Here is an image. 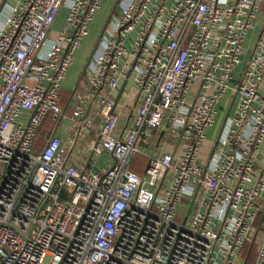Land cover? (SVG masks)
Masks as SVG:
<instances>
[{"label": "built area", "instance_id": "obj_1", "mask_svg": "<svg viewBox=\"0 0 264 264\" xmlns=\"http://www.w3.org/2000/svg\"><path fill=\"white\" fill-rule=\"evenodd\" d=\"M103 1L0 9V264H241L256 234L251 264H264V164L255 165L264 141V0H121L68 115L62 84ZM124 81L135 90L133 109L115 99ZM228 93L213 149L206 132ZM90 109L101 127L88 152L91 160L106 152L107 168L77 166L53 135L33 151L45 120L69 121L75 146L90 130ZM136 155L147 159L141 176L129 169Z\"/></svg>", "mask_w": 264, "mask_h": 264}, {"label": "crops", "instance_id": "obj_2", "mask_svg": "<svg viewBox=\"0 0 264 264\" xmlns=\"http://www.w3.org/2000/svg\"><path fill=\"white\" fill-rule=\"evenodd\" d=\"M4 0H0V6L1 4L3 3ZM18 0H6L5 1V4H7L8 6H12L13 4H15ZM116 1L117 0H113L112 2H108V3H111V5L109 6L110 7V11H109V14L111 15L112 13H115L118 11V5L115 7L116 5ZM121 1V0H120ZM103 4H105V0L103 1ZM103 9V5H102V8L100 9V11H102ZM100 11H98V13L96 14V16L100 13ZM64 15H65V12L64 11H61L60 15L57 17L54 25H53V30L55 32H57L61 26H62V23H63V18H64ZM109 15V16H110ZM95 16V18H96ZM94 18V20H95ZM109 18V17H108ZM108 20V19H107ZM94 22V21H93ZM92 22V23H93ZM92 25V24H91ZM90 25V27H91ZM90 29V28H89ZM101 33V32H100ZM99 33V34H100ZM98 34V36H99ZM98 36L96 38H98ZM97 41V39H96ZM96 41L95 43L93 44V46L90 48V51L87 53V55L85 56L84 58V61H83V67L81 69V73L79 72V75L77 76V78L75 79V76H74V72H71V74H69V71L72 67L69 68L68 70V73H67V76L66 78L64 79L63 81V84H62V97L63 98L64 96H68L69 97V100L71 103H73V91L75 90H79L81 85L85 84L86 83V79H85V66H86V63L88 61V58L96 44ZM77 52V51H76ZM76 55V53H75ZM80 55V54H79ZM73 66V65H72ZM123 83V82H122ZM121 83V84H122ZM74 84V85H73ZM121 84H120V87H121ZM69 85H73L72 87H69ZM64 87H68L70 89H64ZM119 87V89H120ZM118 89V91H119ZM118 91L115 93V99H116V96L118 94ZM65 93H68V94H65ZM229 98V93L226 95V97L221 101V104L219 105V108L223 110V115L224 113H226L227 111V107L229 106L230 102L227 100ZM134 99H135V90L132 89L131 87V84L129 82H126V85H125V88L121 94V97L119 98V102L120 103H124L125 106L129 107V108H132L134 107ZM229 103V104H228ZM70 107H71V104H70ZM72 108V107H71ZM219 109V111H220ZM93 112H94V109H90L88 111V114L90 116V118L92 119V125L90 127V130L89 132L86 134H81L78 139H77V142H76V145L75 146H70V144L67 142V138H69L70 135H74L75 139L77 138L76 137V134L75 133V129L71 128L70 126V123L69 121H64V122H61L58 127L55 126L54 130H50L49 132H51V134L54 136V137H57L58 136L62 139H59L61 142H62V146L66 152V155L68 156V154H70V156L72 157V153L76 150V149H81V145H83V152H82V155L80 156V158L76 159L77 161L73 160V163L76 164L77 166H84L86 165V162H87V159H88V156H89V152H88V147H89V143L91 141H95L96 139L94 138H89L92 133L95 135V137L97 138V133L101 127V118L99 116H93ZM131 113V112H130ZM219 114V113H218ZM223 115L221 116L220 118V123H219V127H218V130L220 129L221 127V124H222V120H223ZM125 119V116L123 115L122 116V124H121V127L123 126V121ZM215 124V123H214ZM214 126V125H213ZM213 126L211 128H213ZM210 128V129H211ZM209 129V130H210ZM209 130L207 132H209ZM218 130L217 132L214 133L213 135V138H208L207 137V132H206V138L207 140H214L216 137H217V133H218ZM77 132V131H76ZM216 136V137H215ZM86 143V144H85ZM150 147L148 148V150H155V145H153V141L150 142ZM85 145H86V149H85ZM67 147H69V151L67 152L66 149ZM145 150H147V148H145ZM143 158V160H145L147 162V159L142 156V155H139ZM70 157V158H71ZM104 157H107V159H104ZM109 160V157H108V154L105 152L103 154H101L100 156L98 157H95L93 158L92 160H90L89 164H88V169H92L93 171H102L104 170L105 168H107L108 166V161ZM264 164V141L260 147V154H259V158L257 159L255 165L256 167H260ZM139 167H140V163L137 164ZM141 168V167H140ZM144 173V171H143ZM138 174V173H137ZM140 175V174H138ZM141 176V175H140ZM259 204H264V195L262 198H260L259 200Z\"/></svg>", "mask_w": 264, "mask_h": 264}, {"label": "rangeland", "instance_id": "obj_3", "mask_svg": "<svg viewBox=\"0 0 264 264\" xmlns=\"http://www.w3.org/2000/svg\"><path fill=\"white\" fill-rule=\"evenodd\" d=\"M112 1L113 0H105V4H103L102 11H100V13L96 16L94 22L92 23V25H91V27L89 29L88 37L83 40L80 48L76 52V55H75V58H74V61H73V64H72L73 66H71L72 68L69 71V74H71V72H74L75 79L79 75V72L81 73V69L83 67L82 65H83V61H84L85 56L90 51V48L93 46V44L95 43V41L97 39L96 37L98 36V34L100 32H102L103 28L106 25L107 19H108L109 15H110L109 14V11H110V7L109 6L111 5V3H108V2H112ZM262 10L264 11V4H262ZM259 22L261 23V19H259L258 22H257L258 26H256L255 28L251 29L249 31L247 37H246V42H245L244 48H245V50H247L249 52V54L251 53V51L253 49L257 34L259 32V29H260V25L261 24ZM73 85H69V87H72ZM64 89L68 90L70 88H68V87L65 88L64 87ZM222 115H223V110L220 109L219 114L216 117L215 124H214L213 128H211L209 130V132H207V137L208 138H213L214 133L217 132L218 127H219V123H220V118H221ZM69 137L73 138L74 135L72 134ZM89 138L96 139V137H95V135L93 133H92V135ZM58 139H61V138L58 136ZM80 148L81 149H76L72 153L71 161H73V160L77 161L76 159L80 158V156L82 155V152H83V145H81ZM85 149H86V145H85ZM69 150H70L69 147H67L66 151L68 152ZM104 159H107V157H104ZM107 161H108V163L109 162L111 163V161H109V160H107ZM133 162H134V164L135 163H140V167H141L140 175H143V171H144V168H145V165H146V161L143 160V158L141 156L136 155V156H134L132 158L131 163H133ZM135 173H137V172H135ZM260 218H261V215L259 214L258 217H257V220H256V222L254 224L256 229H259V226H260V223H261ZM177 221H180V217L177 218ZM251 253L252 254L254 253V256L256 255V243H255L254 248L252 249ZM252 258H254V257H252ZM248 264H250V263H248Z\"/></svg>", "mask_w": 264, "mask_h": 264}, {"label": "trees", "instance_id": "obj_4", "mask_svg": "<svg viewBox=\"0 0 264 264\" xmlns=\"http://www.w3.org/2000/svg\"><path fill=\"white\" fill-rule=\"evenodd\" d=\"M62 94V92H61ZM65 94H68V93H65ZM62 97V95H61ZM70 100H69V97L67 96H64L63 98H61V102H60V105L62 106V108L64 109V112L66 114H71L72 112V108L70 107ZM56 124L52 123L50 120H45L41 126V128L39 129L38 131V134H37V137L34 141V144H33V151L36 152V153H40L43 151V149L46 147L49 139L51 138L52 134L51 132H49L50 130H54ZM134 161V160H133ZM138 163H130L129 165V169L131 171H135L137 172L138 174H140V167L137 165ZM257 235V234H256ZM256 235L254 237V239H250L249 241H247L243 247V249L241 250V258H242V261H241V264H248V263H252L253 259L252 257H255L254 256V253L252 254V249L254 248V245H255V242H256ZM252 254V255H251ZM252 258V259H251Z\"/></svg>", "mask_w": 264, "mask_h": 264}, {"label": "water", "instance_id": "obj_5", "mask_svg": "<svg viewBox=\"0 0 264 264\" xmlns=\"http://www.w3.org/2000/svg\"><path fill=\"white\" fill-rule=\"evenodd\" d=\"M5 1H6V0H4L3 3L1 4L0 9H1L2 6L5 4ZM119 2H120V0H117V1H116V5H115V7L118 5ZM94 48H95V47H94ZM94 48H93V50H92V52H91V54H90L88 60L90 59V57H91V55H92V53H93V51H94ZM87 62H88V61H87ZM86 64H87V63H86ZM85 68H86V66H85ZM125 85H126V81H124V82L121 84V87H120V89H119V91H118V94H117V96H116V102H118L119 98L121 97V94H122V92H123V90H124V88H125ZM217 140H218V136L215 138L214 145H213V149H214L215 146H216ZM97 144H98V140H96V142H95V145H97ZM212 152H213V150H212ZM212 152H211V154H212ZM211 154H210V156H211ZM91 157H92V153H90L89 156H88V159H87V162H86L85 168L88 167V164H89V162H90V160H91ZM206 167H207V165L205 166V169H206ZM205 169H204L203 173L205 172ZM193 200H194V197L191 199V201H190V203H189V207H188V209H187V211H186V213H185L184 221L186 220V218H187V216H188V214H189V212H190L191 206H192V204H193ZM41 209H42V208H41Z\"/></svg>", "mask_w": 264, "mask_h": 264}]
</instances>
